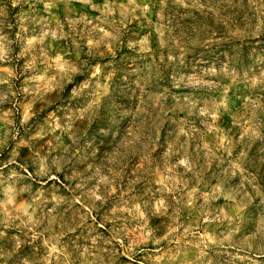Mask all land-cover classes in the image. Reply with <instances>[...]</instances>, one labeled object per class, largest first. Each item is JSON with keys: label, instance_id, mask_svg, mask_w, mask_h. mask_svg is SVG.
Returning a JSON list of instances; mask_svg holds the SVG:
<instances>
[{"label": "rangeland", "instance_id": "374dc122", "mask_svg": "<svg viewBox=\"0 0 264 264\" xmlns=\"http://www.w3.org/2000/svg\"><path fill=\"white\" fill-rule=\"evenodd\" d=\"M0 264H264V0H0Z\"/></svg>", "mask_w": 264, "mask_h": 264}]
</instances>
